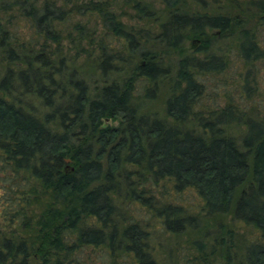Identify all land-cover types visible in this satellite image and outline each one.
I'll use <instances>...</instances> for the list:
<instances>
[{
	"label": "trees",
	"instance_id": "1",
	"mask_svg": "<svg viewBox=\"0 0 264 264\" xmlns=\"http://www.w3.org/2000/svg\"><path fill=\"white\" fill-rule=\"evenodd\" d=\"M154 3L0 0V264H158L160 231L264 264V0Z\"/></svg>",
	"mask_w": 264,
	"mask_h": 264
},
{
	"label": "rangeland",
	"instance_id": "2",
	"mask_svg": "<svg viewBox=\"0 0 264 264\" xmlns=\"http://www.w3.org/2000/svg\"><path fill=\"white\" fill-rule=\"evenodd\" d=\"M155 2L154 4L158 6V0H153ZM212 33L215 31H211ZM217 33V32H216ZM196 40H198L196 38ZM199 42V40H198ZM198 42L192 44L191 40H184L183 41V46L186 50H192ZM199 55V54H197ZM234 66L238 65L236 63L233 64ZM224 79L221 76H216L213 77L212 79L208 78L207 80L205 79L204 82L206 83V89L201 97V100L204 104L209 105V107H215V106H222L224 103V98L223 95L226 94V73L223 76ZM238 98L242 97H235V101H238ZM240 103L243 101H239ZM254 104L257 109L258 113L260 115H264V96L261 94H256L254 95L253 98H250L248 101V105ZM242 129V127H240ZM172 195V192L169 191ZM168 193V191H167ZM166 193L165 198L170 199L171 197L168 196ZM178 202H180L184 206H189V210L191 211H196L199 200L194 194L193 191L191 190H185L182 193L178 195V198H176ZM127 211L129 214H132L135 216V218H143L146 219L147 215L144 213L143 209L138 208L135 205H129L127 208ZM149 227L150 228V221H149ZM197 224L199 226L204 227V231L206 232V235H208V238L211 237V235H214L216 232H218L217 227L215 224H212L210 221H207L204 223V220L201 222V220H197ZM160 230V229H158ZM239 235H242V238L247 240V239H252L254 236H256L255 232H253L249 227H244L241 224L237 223L236 226L234 227L233 231V237L234 238H239ZM155 237V235L152 236V238ZM191 238L189 235L184 232L181 235L178 236H173L171 234H168L166 232L160 231L158 232V235L153 239V253L154 256L156 257V260L158 261V264H170V263H175V264H224V260L222 257H219L218 254H213V255H203L202 259L200 257L201 251H198L197 247L195 244L191 243ZM211 240V239H208ZM151 244V243H150ZM234 244H238L236 240H234ZM210 244H207L206 246H203L201 249L204 254H208V246ZM199 247V246H198ZM237 248L236 246H233L230 249V253L232 254L233 252H236ZM105 251L103 249H98V248H90L87 247L83 251V257H89L92 259L93 263H101L99 259L101 254H104ZM199 253V254H198ZM122 258H116V262L118 264H127L126 258L121 256ZM227 264V263H226Z\"/></svg>",
	"mask_w": 264,
	"mask_h": 264
},
{
	"label": "water",
	"instance_id": "3",
	"mask_svg": "<svg viewBox=\"0 0 264 264\" xmlns=\"http://www.w3.org/2000/svg\"><path fill=\"white\" fill-rule=\"evenodd\" d=\"M195 42L197 43L198 40H196V39H192V40H191V43H192V44H194ZM64 162L67 163L68 160H67V159H64ZM67 170H68V171L72 170V167H68Z\"/></svg>",
	"mask_w": 264,
	"mask_h": 264
}]
</instances>
